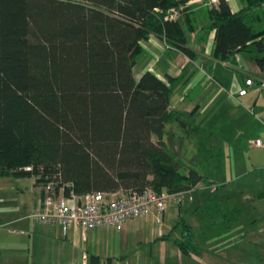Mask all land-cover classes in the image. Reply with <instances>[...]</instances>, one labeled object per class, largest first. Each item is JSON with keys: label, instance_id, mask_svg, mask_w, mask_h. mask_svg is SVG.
Segmentation results:
<instances>
[{"label": "trees", "instance_id": "obj_1", "mask_svg": "<svg viewBox=\"0 0 264 264\" xmlns=\"http://www.w3.org/2000/svg\"><path fill=\"white\" fill-rule=\"evenodd\" d=\"M183 3L0 0V175L39 174V181L59 172L77 194L191 189L201 175L180 170L162 139L165 122L178 114L169 108L174 77L133 75L150 34L193 56L186 40L197 15L165 18ZM243 3L232 11L218 0L206 10L203 33L215 29L214 56L246 50L263 69L264 0ZM88 264H100L99 256Z\"/></svg>", "mask_w": 264, "mask_h": 264}, {"label": "crops", "instance_id": "obj_2", "mask_svg": "<svg viewBox=\"0 0 264 264\" xmlns=\"http://www.w3.org/2000/svg\"><path fill=\"white\" fill-rule=\"evenodd\" d=\"M217 1L184 0L174 18L187 11L197 15V26L186 40L193 56L150 34L141 40L143 49L133 67L136 79L145 70L164 80L166 75L174 77L169 108L178 114L165 122L162 139L177 143L187 138L207 162L198 169L178 164L185 173L193 168L201 175L191 187V198L168 204L161 215L152 212L129 219L121 230L111 226L82 230L73 225L62 234L59 227L28 216L39 191L31 177H15L30 181L13 187L11 196L17 203L0 205V223L14 224L8 230L15 233L3 237L6 254L0 253V264H88L91 254L99 256L100 264H247L242 209L247 205L264 209V87L257 82V76L264 77V68L246 50L225 59L212 54L215 29L205 34L202 26L208 22L206 10ZM226 1L232 11L244 4ZM261 10L264 13V3ZM248 76L253 83H245ZM241 87L247 88L245 93L238 92ZM172 125L173 132L167 134ZM257 137L263 145L250 144ZM230 218L237 219L234 229ZM184 240L189 243L186 251L178 244ZM259 249L264 259V246Z\"/></svg>", "mask_w": 264, "mask_h": 264}, {"label": "built area", "instance_id": "obj_3", "mask_svg": "<svg viewBox=\"0 0 264 264\" xmlns=\"http://www.w3.org/2000/svg\"><path fill=\"white\" fill-rule=\"evenodd\" d=\"M181 7L171 8L165 18H176ZM253 82L252 76L246 77V84ZM257 82L260 87H264V77L257 76ZM246 90V87H241L238 92L241 94ZM250 144L261 146L263 142L257 137L251 139ZM39 176L38 174L31 177L34 183L36 182L39 197L28 216L34 221L59 227L62 234L73 225H78L82 230L101 226L121 230L129 219L146 216L152 212L161 215L168 204H178L186 197L191 198V189L171 192L166 189L157 190L151 185H146L140 190H92L77 194L72 190L71 181L63 180L59 172L46 174L36 181L41 177ZM65 188H69L68 193H65Z\"/></svg>", "mask_w": 264, "mask_h": 264}, {"label": "rangeland", "instance_id": "obj_4", "mask_svg": "<svg viewBox=\"0 0 264 264\" xmlns=\"http://www.w3.org/2000/svg\"><path fill=\"white\" fill-rule=\"evenodd\" d=\"M170 123V122H168ZM173 132V125L172 129L169 128V131L167 134H171ZM165 136H166V132ZM154 139H156V136L154 135ZM167 147L173 152V161L178 164H186L188 166H191L193 168H199L200 164L203 162L204 157H200L202 155V151H197V147L193 146V143L188 140L187 138H184V140H180L177 143H172V142H167L166 143ZM249 149L247 150L245 148L244 150V155H246L247 158V153ZM243 155V158H244ZM234 155H232L233 157ZM175 158L180 159L178 162H176ZM245 158V159H246ZM202 159V160H201ZM248 159V158H247ZM204 164L207 163L206 161L203 162ZM179 166V165H178ZM183 166V165H182ZM28 182L30 181V178H15L13 176H1L0 175V197H4V201L0 202L1 204H7L13 206L17 201H15V198H13L12 190L13 187L18 183V182ZM253 182V181H252ZM36 186V185H35ZM264 202V200H263ZM233 204V203H232ZM248 207H243L242 209V222L240 225L243 228V232H246L245 235L247 236V245H248V254L249 257L247 259V264H256L257 262L261 261L264 262L262 259V252L259 249V247L264 246V235H263V230H264V209L251 205H247ZM16 213V212H13ZM234 214V212H232ZM237 219L230 218V229L236 228L234 223H236ZM1 222V218H0ZM233 224V225H232ZM14 224H1L0 223V253L5 256L6 253H4V249L1 247L3 246V240L4 236H12L15 233H10L9 228L13 227ZM226 225H223L219 227L220 229L225 228ZM262 232V233H261ZM256 237L253 239L252 237ZM261 254V255H259Z\"/></svg>", "mask_w": 264, "mask_h": 264}]
</instances>
